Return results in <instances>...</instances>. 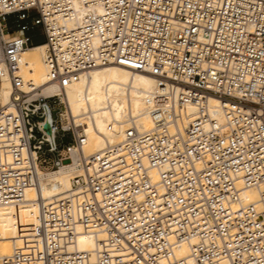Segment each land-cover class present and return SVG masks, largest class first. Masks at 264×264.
<instances>
[{
	"label": "built area",
	"instance_id": "obj_1",
	"mask_svg": "<svg viewBox=\"0 0 264 264\" xmlns=\"http://www.w3.org/2000/svg\"><path fill=\"white\" fill-rule=\"evenodd\" d=\"M39 38L42 85L22 74ZM112 65L158 80L156 127L130 123L122 141L85 159L74 192L27 200L39 169L83 155L89 124L69 113L67 88ZM4 78L0 241L11 227L22 244L0 264H264V0H0ZM248 188L258 204L241 203ZM82 235L93 250L78 248ZM184 244L190 254L178 257Z\"/></svg>",
	"mask_w": 264,
	"mask_h": 264
},
{
	"label": "bare ground",
	"instance_id": "obj_2",
	"mask_svg": "<svg viewBox=\"0 0 264 264\" xmlns=\"http://www.w3.org/2000/svg\"><path fill=\"white\" fill-rule=\"evenodd\" d=\"M46 48L45 44L35 45L26 49L22 55V74L37 85L46 83L48 78ZM11 100V83L4 78L0 82V110L8 108ZM64 100L69 113L78 123L86 121L89 124L83 155H74L71 163L64 164L55 171L39 169V187L27 190V200H50L74 192L73 178L81 172L85 159L103 151L109 144L122 141L130 123L134 122L140 132L154 129L156 124L151 117V111L156 106L166 104V100L159 94V82L155 77L118 65L100 67L82 74L79 81L67 88ZM221 107L220 100L211 96L209 113L218 123L224 124ZM196 111L195 107L189 106L186 112L192 116ZM152 179L158 181L155 172L152 173ZM258 201L257 188H248L241 194V203L244 205L258 204ZM2 234L0 257L11 255L15 247L22 244L19 239H15L17 237L11 227L3 228ZM94 247L93 239L83 235L79 238L80 250L91 251ZM176 253L178 257H187L190 254V245H182Z\"/></svg>",
	"mask_w": 264,
	"mask_h": 264
},
{
	"label": "rangeland",
	"instance_id": "obj_3",
	"mask_svg": "<svg viewBox=\"0 0 264 264\" xmlns=\"http://www.w3.org/2000/svg\"><path fill=\"white\" fill-rule=\"evenodd\" d=\"M10 32H12V29L10 30ZM45 41L44 38H39V39H35L34 42H33V45H36V44H41ZM53 104V103H52ZM54 116L56 117V111L53 113ZM61 142V139H60V135H59V138L57 139V143H60ZM67 142V141H66Z\"/></svg>",
	"mask_w": 264,
	"mask_h": 264
},
{
	"label": "crops",
	"instance_id": "obj_4",
	"mask_svg": "<svg viewBox=\"0 0 264 264\" xmlns=\"http://www.w3.org/2000/svg\"><path fill=\"white\" fill-rule=\"evenodd\" d=\"M43 43H41V44H36V45H42ZM35 46V45H34Z\"/></svg>",
	"mask_w": 264,
	"mask_h": 264
},
{
	"label": "water",
	"instance_id": "obj_5",
	"mask_svg": "<svg viewBox=\"0 0 264 264\" xmlns=\"http://www.w3.org/2000/svg\"><path fill=\"white\" fill-rule=\"evenodd\" d=\"M47 128H48V126H47Z\"/></svg>",
	"mask_w": 264,
	"mask_h": 264
}]
</instances>
